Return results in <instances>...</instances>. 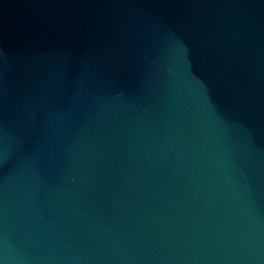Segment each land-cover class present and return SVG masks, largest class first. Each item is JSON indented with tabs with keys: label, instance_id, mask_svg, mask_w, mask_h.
I'll return each mask as SVG.
<instances>
[{
	"label": "water",
	"instance_id": "water-1",
	"mask_svg": "<svg viewBox=\"0 0 264 264\" xmlns=\"http://www.w3.org/2000/svg\"><path fill=\"white\" fill-rule=\"evenodd\" d=\"M0 264H264V0H0Z\"/></svg>",
	"mask_w": 264,
	"mask_h": 264
}]
</instances>
